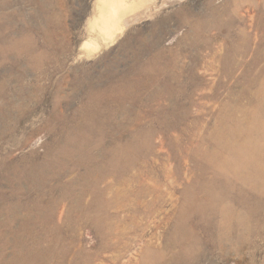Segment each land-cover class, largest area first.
I'll use <instances>...</instances> for the list:
<instances>
[{
  "label": "rangeland",
  "instance_id": "1",
  "mask_svg": "<svg viewBox=\"0 0 264 264\" xmlns=\"http://www.w3.org/2000/svg\"><path fill=\"white\" fill-rule=\"evenodd\" d=\"M0 264H264V0H0Z\"/></svg>",
  "mask_w": 264,
  "mask_h": 264
},
{
  "label": "bare ground",
  "instance_id": "2",
  "mask_svg": "<svg viewBox=\"0 0 264 264\" xmlns=\"http://www.w3.org/2000/svg\"><path fill=\"white\" fill-rule=\"evenodd\" d=\"M121 4H122V2H121ZM115 7H116V5H115ZM115 7H112V14L115 16L116 15V13H117V9L115 8ZM116 27V26H115Z\"/></svg>",
  "mask_w": 264,
  "mask_h": 264
}]
</instances>
